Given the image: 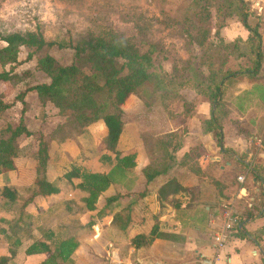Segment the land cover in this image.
<instances>
[{
	"label": "crops",
	"instance_id": "0c3cea01",
	"mask_svg": "<svg viewBox=\"0 0 264 264\" xmlns=\"http://www.w3.org/2000/svg\"><path fill=\"white\" fill-rule=\"evenodd\" d=\"M214 33L215 29H212L211 35ZM247 37L248 32L237 21L220 30V38L225 43L238 39L244 41ZM263 45L264 42V49ZM229 61L240 63L242 68L249 67L245 58L239 61L230 58ZM238 67L229 66L232 70ZM182 92H190L192 97L184 99L192 107L186 114L185 123L174 129L178 131L185 127L186 130L182 131L180 149L173 153V158L154 159L159 155L149 154L144 138L137 134L138 143L132 139L131 144L135 167L123 175L118 174L116 182L101 194L94 211L89 212L84 207L83 199L87 194L77 188L79 179L66 182L69 186L64 185L65 180H60L71 171L72 162L80 155L78 146L71 139L51 141L49 151L55 147L59 155L55 179L48 176L50 162H47L46 176L60 190L55 195V228L51 230L59 238L74 237L79 243L72 255L73 264H111V261L115 264H264V256L249 237L243 239L237 236V232L228 233L225 245L219 249L213 241L214 233L220 231L223 225V214L229 208L244 218L250 208L248 206L253 204L254 210L263 212H260V217L259 213L243 221L246 224L241 231L254 238L264 252V206L261 207V203L264 204V183L253 176V173H258L264 178V64L256 78L241 75L224 82L218 114L222 125L220 144L216 143L211 131L201 129V122L210 118L209 103L194 90ZM30 95L24 97V102L37 105V98H30ZM16 103L15 108L22 107L21 102ZM39 110L37 106L32 119L37 117ZM93 128L98 129V126L92 124L87 127L79 143L84 141V135L93 139L88 135ZM104 134L105 130L103 137ZM120 140L117 148L120 147ZM129 151H121L122 156ZM68 155L71 157L70 169L68 167L63 174H57L65 166L62 157L68 159ZM22 164V157L15 159L14 170L1 173L0 179L11 183L25 182L21 178L24 175ZM151 164L166 169L147 183L142 168ZM237 177H243L244 182H238ZM169 181H174V187L181 190L162 199L159 190ZM68 187L73 190H67ZM261 189L262 195L259 193ZM113 196H117L116 200L106 203V199ZM77 199L82 200L79 203ZM36 205L38 208L33 205L28 208V219L40 217L44 212H54L52 205L45 208L47 202L44 207L40 206V202ZM153 227H156L157 237L135 249L131 245L132 239L148 237ZM28 239L22 242L14 262H17L20 253L27 259L42 258L39 255L27 256L25 250L33 242L43 241V237L36 236L34 239L29 234Z\"/></svg>",
	"mask_w": 264,
	"mask_h": 264
},
{
	"label": "rangeland",
	"instance_id": "374dc122",
	"mask_svg": "<svg viewBox=\"0 0 264 264\" xmlns=\"http://www.w3.org/2000/svg\"><path fill=\"white\" fill-rule=\"evenodd\" d=\"M257 1L245 0L249 10L263 18L260 33L264 42V0L260 2V10L255 8ZM220 6L222 7V3L218 0H0V36L13 33H40L46 42L55 44L41 50L21 47L16 63L4 64L0 61V74L8 72L10 76L9 81L0 82V102L10 104V108L0 113V137H7L6 128H16L21 123V117L22 127L33 134V138L23 135L16 139L17 158L22 157L21 167L24 168V175L21 178L25 182L11 183L0 179V231L8 232L12 241L18 238L24 242L29 240V234L35 239L36 236H43L44 232L55 228V196L47 198V206L45 203L41 204V207L45 208L54 206L52 213L44 212L40 217L32 216V219H28L27 212L30 206L21 209L23 202L36 188L33 178L35 168L40 170L37 160L38 133H41L50 144L52 139L55 141L62 138V135L73 132L70 139L78 146L80 153L76 160L91 171L109 170V166L97 161L98 151L102 147L100 143L104 138L103 121L95 123L98 129L93 128L88 134L93 139L84 135V141L79 143L84 132L76 126L70 117L71 113L61 115L59 109L47 100L41 104L35 91L25 95L26 97L30 93V98L35 97L38 100L37 105L32 102L29 105L25 103L26 118L21 114L22 105L14 107L17 104L16 97L20 93L36 85L51 82L50 78L39 70V61L51 57L58 67L75 65L84 74L91 75L93 69L87 55L78 56L72 47L108 32L119 34L129 40L140 55L149 54L157 72H162L160 77L164 79V84L159 83L156 78L146 81L126 101L122 108L124 133L118 151L130 150L126 155H132V139L138 143L139 134L142 139L144 138L149 154L162 153L159 143L164 142L168 134L177 142L183 134L182 131L186 132L185 127L178 131L174 129L185 123L187 113L185 114L184 110L189 112L190 109L184 98L192 96H189L190 92H182L185 88H178L176 85H188V80L194 75L202 78L209 75L204 50L189 43V36L203 29H216L223 23L228 25L236 22L235 18L229 19L224 10L220 16L217 15L222 10H219ZM255 21L254 18L251 19L253 24ZM209 42H215L218 47L223 46L219 42V37L217 39L213 35ZM4 46L0 39V48ZM213 52L217 56V64L224 63V66L232 68H237L240 64L227 62L228 58L222 54V48ZM28 54H31L30 59H27ZM118 62L123 64L121 60ZM122 75H126V71ZM37 106L40 110L37 117L32 119L31 116L36 112ZM19 146H22L21 149ZM73 147L75 149V146ZM48 154V163L50 162L48 176L53 180L59 154L55 152V147ZM62 158L65 166L57 174H63L68 167L70 169L71 157L68 155V159ZM117 176L119 175L114 176V183ZM66 182L63 181L64 185L69 186ZM4 188L14 193L16 200L11 201L3 197ZM67 190L72 191L73 188L68 187ZM40 200L42 199L38 198L36 202H41ZM77 200L80 203L82 199ZM9 247L10 242L0 234V260L6 257V264H39V261H42L41 257L27 259L20 253L17 262H14L16 257L9 259ZM111 264H115L114 261H111Z\"/></svg>",
	"mask_w": 264,
	"mask_h": 264
},
{
	"label": "trees",
	"instance_id": "16d2710c",
	"mask_svg": "<svg viewBox=\"0 0 264 264\" xmlns=\"http://www.w3.org/2000/svg\"><path fill=\"white\" fill-rule=\"evenodd\" d=\"M218 1L222 3V7L220 6L219 8V10H222L217 15L220 16L223 10L226 11L229 19L235 18L245 28L248 32V37L244 41L239 39L225 43L220 38V30L226 27L225 23L217 27L213 34L215 38L218 39L219 37V42L223 46L218 47L215 42H209L212 36L211 30L203 29L195 35L191 34L189 43L191 42L200 47L201 50H204L203 55H206L209 75L203 78L194 75L188 80V85L177 84L176 87L185 88L184 90H194L198 95L206 99L210 105V118L201 122V129L203 131H211L216 143L220 144L222 125L218 114L222 105L224 82L241 75H248L251 78L258 77L264 64V49L262 48L260 33L263 18L253 14L245 0ZM253 18L256 20L254 24L251 22ZM0 39L5 44L4 47L0 48V61L4 64L16 63L17 54L21 47L41 50L44 47L55 45L53 42H46L40 33H13L4 37L0 36ZM59 47L63 46L59 45ZM220 48H222V54L228 58L226 59V61L228 60L227 62H229L230 58L234 59V61L245 58L249 67L242 68L238 65V69L232 70L224 66V63L217 64V56L213 50H219ZM72 49L75 50L78 56L81 54L87 55V59L93 69L91 75L84 74L75 65L58 67L53 58L45 57L39 61L38 68L50 78L51 82L31 87L20 93L16 99L22 103L21 114L24 116L26 111L24 97L26 93L35 91L41 104H44L47 100L59 109L61 115L71 113L70 117L83 132L90 125L103 121L105 134L100 143L102 147L98 151L97 161L102 165L109 166V170L107 172H94L75 159L72 162L71 171L60 178L61 181L63 179L69 183L72 179H79L78 189L87 194V197L83 199L86 209L94 211L101 194L111 185L114 176L117 174L123 175L136 165L134 154L122 156L117 148L120 137L124 132L123 106L142 83L156 78L163 85L164 79L160 77L162 72L158 73L152 64L150 55H140L130 41L119 34L108 32L99 37H92L81 44L73 46ZM30 57L31 54H28L27 59H30ZM118 60L123 61V64H119ZM124 71H126V75H122ZM9 77L8 72L1 73L0 82L9 81ZM187 106L189 109L192 107L190 104H187ZM213 106H215L214 110ZM8 108H10V104L0 102V113ZM184 111H186L185 114L189 113L187 110ZM20 121L21 123L16 128H6L7 137H0V174L8 170H14V160L18 157L16 139L22 135L33 136L32 133L22 127V117ZM73 134V132H69L67 135H62V138L55 139V141L64 142L70 139ZM168 135L165 137L164 142L159 143L162 153L157 152L159 156H155L154 159L173 158V153L180 149L182 137L175 142L171 138V134ZM37 136L39 137L37 160L40 170L37 168L34 170L36 188L23 202L21 209H25L30 205L38 208L35 204L37 198L42 199V202H40L41 206L47 201L49 196H55L60 192L59 188L54 183L49 182L46 176L50 144L45 141L41 133H38ZM170 149L171 152L169 151ZM165 169L151 164L142 168V175L148 183L163 173ZM253 176L256 180H261L264 183V178L258 176V173L257 175L253 173ZM262 189L259 192L260 195H262ZM179 190H181L180 187H174V181H169L159 190V196L164 199L170 193H175ZM2 196L11 201L16 200L15 194L8 188L3 189ZM116 197L113 196L106 199V203L114 202ZM262 206H264L263 202L261 203ZM246 211L244 218L235 213L238 224L254 218L261 210H254L252 204ZM0 234L10 242L9 259H13L21 248V240L14 238L12 241L11 235L4 230L0 231ZM237 236L248 239L247 234L238 230V228ZM42 237L43 241H35L25 250L27 256H42V261L39 264H73L72 255L79 246L74 237L59 238L55 236V232L52 230L44 232ZM156 237V227H153L148 237L137 236L132 239L131 245L135 249H139L152 242ZM6 259V257L2 258L0 264H6Z\"/></svg>",
	"mask_w": 264,
	"mask_h": 264
},
{
	"label": "built area",
	"instance_id": "2783aa9c",
	"mask_svg": "<svg viewBox=\"0 0 264 264\" xmlns=\"http://www.w3.org/2000/svg\"><path fill=\"white\" fill-rule=\"evenodd\" d=\"M260 2L261 0L257 1V4L255 6L256 9L260 10ZM237 181L240 183L244 182V178L243 177H237ZM248 207H251V205H249ZM224 222L223 225L220 229V231H216L213 235V241H214V245L216 247V249L221 248L223 245H225V236L228 233H233V232H237V228L239 226L238 224V220L235 217V212L233 211L232 208H229L224 214Z\"/></svg>",
	"mask_w": 264,
	"mask_h": 264
},
{
	"label": "water",
	"instance_id": "95a60500",
	"mask_svg": "<svg viewBox=\"0 0 264 264\" xmlns=\"http://www.w3.org/2000/svg\"><path fill=\"white\" fill-rule=\"evenodd\" d=\"M214 109H215V106H213V110H214ZM263 210H264V208H263ZM262 212H263V211H261V213H262ZM261 213L258 215V217L261 216ZM245 224H246V222L241 223V224L239 225V229L241 230L242 227H243ZM248 237H249V239L255 244L257 250L259 251V253H260L261 255L264 256V252L262 251V249L260 248V246L256 243V241L254 240V238H252V237L249 236V235H248Z\"/></svg>",
	"mask_w": 264,
	"mask_h": 264
}]
</instances>
